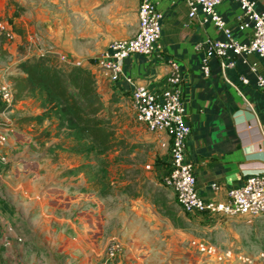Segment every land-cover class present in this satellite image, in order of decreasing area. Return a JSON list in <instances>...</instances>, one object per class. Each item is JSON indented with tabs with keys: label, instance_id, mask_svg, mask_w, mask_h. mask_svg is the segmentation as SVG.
<instances>
[{
	"label": "crops",
	"instance_id": "1",
	"mask_svg": "<svg viewBox=\"0 0 264 264\" xmlns=\"http://www.w3.org/2000/svg\"><path fill=\"white\" fill-rule=\"evenodd\" d=\"M253 1L264 12V0ZM13 2L28 5V0H0V17L16 10ZM139 2L131 31L121 37L138 31ZM157 3L163 13L161 47L149 55L127 57L123 76L111 82L112 90L118 97L129 98L137 85L161 92L169 86L170 61L176 60L183 76L180 91L186 118L192 128L186 156L194 165L197 192L206 201H223L231 188L244 184L251 175L264 173V87L258 83L259 76L264 78V59L254 53L245 61L230 50L224 62L233 60L235 65L223 69V60L213 56L206 76L202 65L208 42L226 40L224 33L212 22L204 23L202 14L190 17L186 0ZM217 11L234 38L249 41L251 30L240 28L244 16L237 0H221ZM23 19L20 15L14 21L18 37L23 33L16 22ZM89 23L92 25V19ZM0 48L4 56L15 53V44L7 40L0 42ZM18 62L6 63L0 57V82H13V76L20 74ZM242 75L248 83L240 79ZM27 98L0 112V135L7 136L3 148L10 160L0 162V264H157L159 232L173 233V223L150 198L120 192L110 195L109 201L94 191L85 171L71 172L88 162L87 158L56 147L57 143L70 144L58 132L56 119L25 120L45 111L37 99ZM26 103L36 104L35 108ZM30 127L35 128L33 138L20 137ZM159 135L170 149L168 134ZM32 142L42 151L28 152ZM15 147L22 152L13 153ZM164 188L172 203L174 191ZM112 243L122 247L117 258L108 254Z\"/></svg>",
	"mask_w": 264,
	"mask_h": 264
},
{
	"label": "rangeland",
	"instance_id": "2",
	"mask_svg": "<svg viewBox=\"0 0 264 264\" xmlns=\"http://www.w3.org/2000/svg\"><path fill=\"white\" fill-rule=\"evenodd\" d=\"M27 4H19L24 10L15 6V11L0 17V21H9L20 9L24 18L16 22L23 36L16 33L14 40L3 39L15 44V53L4 56L0 48V57L6 63H15L35 54L66 55L80 63L76 66L92 71L103 115L111 119L118 141L116 150L108 155L112 193L102 197L111 201L110 195L129 192L158 204L159 212L173 223L174 232H159L157 264H264V215H190L176 198L170 203L162 183L169 164V146L159 132H150L136 120L130 98L113 92L100 67L99 58L110 41L131 31L137 0H28ZM25 105L33 109L36 104ZM24 129L20 137L33 138L35 128ZM42 149L32 142L28 152ZM18 152L22 150L15 147L13 153ZM7 159L10 162L8 155ZM92 161L98 162L96 157ZM0 186L3 188L1 181ZM93 189L99 193L96 185Z\"/></svg>",
	"mask_w": 264,
	"mask_h": 264
},
{
	"label": "built area",
	"instance_id": "3",
	"mask_svg": "<svg viewBox=\"0 0 264 264\" xmlns=\"http://www.w3.org/2000/svg\"><path fill=\"white\" fill-rule=\"evenodd\" d=\"M237 1L244 16L240 28L251 30V37L245 43L234 38L231 28L218 13L217 5L221 0H186L190 17L202 14L204 23L212 22L226 36V40L208 42L202 65L206 76L210 75L209 61L213 56L223 60V69L235 65L233 60L229 63L224 62V59L230 57V50L238 56H243L245 61L250 54L254 53L264 59V12L256 9V3L253 0ZM137 12L138 31L130 37L112 39L99 58L100 67L112 83L119 81L123 76V65L127 57L132 54L149 55L157 46L161 47L159 42L162 36L163 13L158 8L157 0H140ZM0 34L8 40L16 38V33L9 21H0ZM58 59L64 64L80 65L70 61L66 55H60ZM170 66L172 71L168 78L169 86L163 91L154 92L145 86L137 85L130 95L136 120L145 125L150 132H165L170 137V165L162 175L163 185L174 191L177 203L185 213L190 215L219 214L250 217L264 215V173L251 175L244 184L231 188L223 201H206L199 196L194 165L186 156L187 140L192 133V128L187 122V107L180 91L183 76L176 60L172 59ZM256 69V65L253 64L252 70ZM240 79L248 83L245 76L242 75ZM258 83L264 87L262 76L258 77ZM0 99L9 105L14 104L12 83L0 82ZM6 142L7 136L0 135V162L2 163L8 162L3 150ZM213 186L218 188V184ZM122 253V247L118 243H112L108 248L111 258H117Z\"/></svg>",
	"mask_w": 264,
	"mask_h": 264
},
{
	"label": "trees",
	"instance_id": "4",
	"mask_svg": "<svg viewBox=\"0 0 264 264\" xmlns=\"http://www.w3.org/2000/svg\"><path fill=\"white\" fill-rule=\"evenodd\" d=\"M13 4L23 9L17 3ZM20 15V9H17L9 20L14 31L18 30L14 28V21ZM0 35L2 44L5 37ZM16 68L20 74L12 78L15 102L33 97L45 109L42 114L25 120L42 122L46 118L56 119L58 132H63L64 138L70 139L69 145L57 143L56 147L83 155L88 161L71 172L85 171L90 186L96 185L100 195L111 194L108 155L116 150L118 141L111 119L103 115L104 107L95 90L92 71L64 64L58 57L46 54L21 60ZM12 107L0 99V112ZM93 157L97 158V164L93 163Z\"/></svg>",
	"mask_w": 264,
	"mask_h": 264
}]
</instances>
